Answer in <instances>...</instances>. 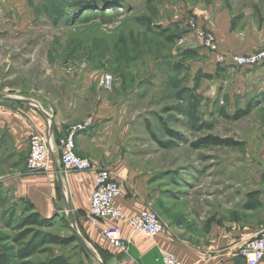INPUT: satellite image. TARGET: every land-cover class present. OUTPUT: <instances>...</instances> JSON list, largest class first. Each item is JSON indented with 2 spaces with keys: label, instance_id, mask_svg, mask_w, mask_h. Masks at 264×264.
I'll list each match as a JSON object with an SVG mask.
<instances>
[{
  "label": "rangeland",
  "instance_id": "rangeland-1",
  "mask_svg": "<svg viewBox=\"0 0 264 264\" xmlns=\"http://www.w3.org/2000/svg\"><path fill=\"white\" fill-rule=\"evenodd\" d=\"M78 1L0 0V91L77 121L100 105L123 106L140 170L164 176L177 197L198 201L218 190L225 204L228 189L246 185L243 166L264 168L263 66L239 67L220 57L264 51V0ZM190 22L213 35L216 51L193 37ZM106 75L109 88L102 84ZM250 103L248 116L231 119ZM207 136L234 145L191 148ZM156 140L173 145L162 149ZM25 204L0 191V246L9 254ZM161 208L147 207L162 220ZM49 218L55 225L42 232L67 237L63 205ZM86 253L46 246L12 264L50 255L100 264Z\"/></svg>",
  "mask_w": 264,
  "mask_h": 264
},
{
  "label": "crops",
  "instance_id": "crops-1",
  "mask_svg": "<svg viewBox=\"0 0 264 264\" xmlns=\"http://www.w3.org/2000/svg\"><path fill=\"white\" fill-rule=\"evenodd\" d=\"M255 75V71L248 73L251 78ZM259 75L263 82L260 95L264 96V67ZM50 111L0 91V191L32 204L45 218L55 215L63 205L66 222L79 233L89 256L100 264H163L166 253L184 264H245L236 255V248L264 230V168L257 171L250 164L243 166L246 185L238 192L228 189L227 202L221 206L218 190L199 196L198 201L189 195L177 197L164 176L161 181L156 173L140 170L133 161L138 154L130 148L133 138L126 133L132 121L123 116V106L100 105L78 121ZM81 122L91 125L76 133L75 152L88 159L92 168L64 171L59 164L58 142ZM33 134L49 139L45 171L26 169L28 140ZM101 168L108 169L119 184L120 193L113 204L126 217L137 215L151 202L162 205V233L148 237L133 231L127 221L105 219L96 226L89 222L88 199ZM105 226L119 227L124 250L103 238L100 229ZM89 242L96 244L99 252ZM259 264H264V258Z\"/></svg>",
  "mask_w": 264,
  "mask_h": 264
},
{
  "label": "built area",
  "instance_id": "built-area-1",
  "mask_svg": "<svg viewBox=\"0 0 264 264\" xmlns=\"http://www.w3.org/2000/svg\"><path fill=\"white\" fill-rule=\"evenodd\" d=\"M193 37L201 40L202 44L210 51H216V42L210 32L198 29L193 22L189 23ZM221 62L231 63L239 67L264 66V51L250 55H230L220 57ZM102 84L109 88L112 84L110 76L102 78ZM86 122L74 126L68 134L61 138L59 144V164L64 171H88L92 164L88 159L78 156L75 152V135L90 127ZM50 154L49 139L33 134L28 140V155L26 169L30 172L47 170V161ZM119 184L113 178L112 173L101 168L95 176V188L89 196V210L87 219L96 226L101 220L127 221L133 231L148 237H155L165 229L161 218L149 209H144L137 215L126 217L122 210L114 206V199L119 195ZM100 234L113 247L124 250L125 246L121 238L118 226H105L100 229ZM236 255L243 258L245 264H259L264 258V230L256 237L243 242L236 248ZM163 264H184L171 253L163 256Z\"/></svg>",
  "mask_w": 264,
  "mask_h": 264
},
{
  "label": "trees",
  "instance_id": "trees-1",
  "mask_svg": "<svg viewBox=\"0 0 264 264\" xmlns=\"http://www.w3.org/2000/svg\"><path fill=\"white\" fill-rule=\"evenodd\" d=\"M94 3H98L99 0H91ZM121 2V0H119ZM78 4H87L85 0H79ZM264 67V66H263ZM253 109V104H249L245 110L238 111L234 116L231 117L232 120H239L243 117L248 116ZM228 118V117H227ZM149 130V127L147 126ZM166 134L172 138H176V134L165 129ZM152 137L155 139L154 135ZM156 143L162 149H170L173 144L163 143L156 140ZM234 145L232 141L222 140L216 137L207 136L205 138L199 139L198 141L191 144L192 149L209 148V147H231ZM26 203V202H24ZM67 231L69 232L67 237H60L51 233H44L42 230L51 229L55 222L50 218H45L41 216L30 203H26L21 219L18 221L16 226V231L18 233L11 239L15 249L13 254H9L3 250L0 246V264H12L14 261H23L33 255L39 253V250L46 246L55 247H69L74 245L75 248L83 250L77 237L72 231L70 225L64 221ZM4 240H0L2 243ZM48 251V250H45ZM87 254V253H86ZM88 255V254H87ZM89 256V255H88ZM24 264H82L81 262L73 263L71 260L64 255H50L44 261L31 263L24 262Z\"/></svg>",
  "mask_w": 264,
  "mask_h": 264
},
{
  "label": "water",
  "instance_id": "water-1",
  "mask_svg": "<svg viewBox=\"0 0 264 264\" xmlns=\"http://www.w3.org/2000/svg\"><path fill=\"white\" fill-rule=\"evenodd\" d=\"M72 231L75 234V236L77 237V240L79 241L80 245L85 247V243H84L83 239L81 238V236L79 235V233L75 229H72Z\"/></svg>",
  "mask_w": 264,
  "mask_h": 264
}]
</instances>
